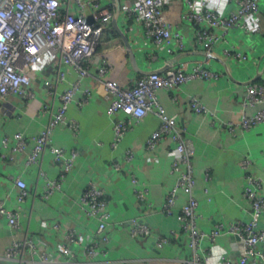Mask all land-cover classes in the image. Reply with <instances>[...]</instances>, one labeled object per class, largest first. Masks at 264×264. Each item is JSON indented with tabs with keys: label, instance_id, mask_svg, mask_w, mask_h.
<instances>
[{
	"label": "crops",
	"instance_id": "1",
	"mask_svg": "<svg viewBox=\"0 0 264 264\" xmlns=\"http://www.w3.org/2000/svg\"><path fill=\"white\" fill-rule=\"evenodd\" d=\"M135 1L121 0L119 24L130 40L140 68L150 70L170 64V61L173 64L169 67L176 63L205 60L223 73L212 80L191 79L173 90L157 89L165 111L177 117L184 127L185 137L194 148L195 183L192 192L199 200V228L206 232L219 222L249 219L251 204L243 194L246 177L241 161L248 159L246 170L261 179L264 195V121L245 128L240 124V118L242 111L253 114L264 107L263 102L243 106L247 86L251 84L246 81L259 74L254 82L264 83V0H260L256 14L245 18L247 29L234 26L222 35L223 28L212 29L220 35L210 49L215 57L202 53L207 49L197 44L194 25L183 18L186 8L183 0H165L163 5L173 29L182 34L184 47L181 50H176L172 43L170 50L156 46L143 36L141 20L129 12ZM206 1L210 8L224 14L236 7L233 0ZM109 9H112L110 0H103L98 10L92 7L81 10L75 2L70 5V10L76 14L92 15L91 21ZM226 49L247 57L236 59L226 54ZM56 61L55 56L47 51L30 68L34 98L14 93L0 97V139L5 135L13 136L17 131L23 132L28 139L26 149L19 152L12 150V139L9 144L0 145V199L9 208H18L20 212V226L16 229L0 217V256L14 236L30 234L39 248L30 254L28 264H41L45 253L49 259L47 264H63L64 243L77 264H183L190 249L187 234L177 220V212L188 199V192L179 191L172 213L163 208L168 191L177 181L176 172H172L177 153L167 137L162 138L155 148L146 145L151 132L159 127L160 117L155 112L147 113L132 122L118 144L112 142L114 121L126 116L107 113L111 95L99 78V66L103 64L108 68L104 78L121 84H128L141 75L133 69L123 41L112 24L105 31L90 63L89 75L83 78V85L90 87L91 96L85 100V96L76 95L67 109L66 120L57 124L52 132L51 145L62 147L67 156L76 152L73 165L70 168L60 165L49 148L37 162H26L32 138L47 124L50 113L59 104V93L78 76L72 66H66V80L54 87L55 93L49 92L43 79L53 74ZM226 65L233 77L228 75ZM193 96L207 106V113L192 109ZM81 98L82 103H78ZM44 103L48 104V111L41 112L40 105ZM74 121L79 124L77 132L72 126ZM128 150L133 151L130 160L125 157ZM17 176L26 181L29 190L21 202L18 201L19 188L15 182ZM49 180L60 181L61 188L44 196ZM91 183L105 190L111 213L109 241L105 249H98L93 257L88 256L87 246L98 240V221L88 216L80 203L82 192ZM139 192H145V197L139 196ZM134 217L150 226V235L136 237L130 233ZM260 223L264 227V213L260 216ZM69 230L76 233L72 240L65 237ZM161 236H166L168 242L158 247L156 239ZM218 241L217 249L221 244L234 257L241 252V244L236 241L233 246L229 235L220 236ZM202 243L207 252L208 238ZM203 261V264H212ZM0 264L8 262L0 257Z\"/></svg>",
	"mask_w": 264,
	"mask_h": 264
},
{
	"label": "built area",
	"instance_id": "2",
	"mask_svg": "<svg viewBox=\"0 0 264 264\" xmlns=\"http://www.w3.org/2000/svg\"><path fill=\"white\" fill-rule=\"evenodd\" d=\"M164 1L136 0L129 12L136 14L141 20L144 27L143 36L152 40L156 46L170 50L172 43L175 44L176 50H181L184 47L182 34L174 30L172 23L166 18ZM233 1L235 9L224 14L210 8L206 0H183L186 7L183 18L194 25L197 44L210 51L220 39V35L212 31L213 28H223L221 35L234 26L248 28L245 18L259 11L260 0ZM72 2L79 5L81 10L85 7L98 10L103 0H0V97L14 93L34 98L35 92L30 85V68L47 51L57 60L53 74L43 79L49 92L55 93L54 87L66 80V66H72L78 73V76L59 93L60 102L50 113L47 124L32 138L33 144L26 160L28 164L37 162L47 148L51 150L54 160L65 168H70L76 157L75 151L67 156L62 147L51 145V136L54 127L66 120L67 109L76 95L82 98L85 96V100L91 96V89L83 85V78L89 75L90 63L105 37V31L110 28L112 9L95 21H87L83 13L76 14L70 10ZM226 54L236 59L247 57L229 49H226ZM107 72L106 65L99 66V78L111 95L107 113H123L126 116L116 119L113 123V144L120 142L132 122H137L149 112H155L160 117V125L151 132L146 145L155 148L162 138L167 137L172 141L177 153L172 164V172H176L177 181L168 191L163 208L167 213H172L179 191L188 192V199L177 212V220L183 232L187 234L190 249L183 264H203V260L212 264H264V227L260 223V216L264 213L261 179L247 172L249 161L247 158L243 159L241 167L244 168L246 177L243 194L251 204L250 218L228 223L219 222L209 233L202 231L198 225L199 200L192 192L195 183L192 168L194 148L185 137L184 127L179 124L175 115L165 111L157 95L158 88L173 90L191 79L212 80L219 78L223 73L212 68L205 60L176 63L162 72L141 74L128 84L104 78ZM82 98L78 103H82ZM261 102L264 103V83L251 82L247 86L243 106ZM47 106L45 103L40 105L41 112L48 111ZM191 107L195 112H208L207 106L195 96L191 98ZM261 121H264V107L253 114L242 111L240 124L243 127L250 128ZM72 126L74 132H77L79 124L74 121ZM11 139L13 151L26 149L28 139L21 131L15 132L13 136L5 135L0 139V145L9 144ZM132 156L131 150L125 154L127 160ZM15 182L19 188L18 201L21 202L29 193L27 183L19 176L15 178ZM59 188L60 181L49 180L43 195L48 196ZM138 195L145 197V192H139ZM80 203L86 214L98 221V240L87 246L88 256L93 257L98 249H105L110 238L108 223L111 213L107 207L106 192L102 187L91 183L82 192ZM19 216L18 208H9L5 201L0 199V217H4L12 229L19 228ZM151 232L150 226L141 218H132L130 233L133 236L143 237ZM75 234V231L69 230L65 237L72 240ZM230 234L241 241V252L235 257L221 244L217 249L219 237ZM206 236L209 240L207 252L204 251L202 243ZM167 242L166 236L158 237L156 246L162 247ZM38 248L36 240L30 234L14 236L0 257L8 264H28V257L37 252ZM62 254L63 264H77L66 243L62 244ZM48 260L46 253L43 254L41 264H47Z\"/></svg>",
	"mask_w": 264,
	"mask_h": 264
},
{
	"label": "water",
	"instance_id": "3",
	"mask_svg": "<svg viewBox=\"0 0 264 264\" xmlns=\"http://www.w3.org/2000/svg\"><path fill=\"white\" fill-rule=\"evenodd\" d=\"M111 4H112V17H111V24L113 26V28L117 31V33L119 34V36L121 37L123 44L128 52L131 64L133 66V69L135 71H137L140 74H151L154 72H162L165 69H167L170 65H172L173 63L170 64L167 63L162 67H157V68H152L150 70H144L142 68L139 67L138 63H137V58L136 55L134 53L133 47L130 43V40L128 38V36L126 35V33L124 32V30L121 28L120 24H119V17H120V13H121V0H110ZM87 21H91L92 20V15H88L85 18ZM203 54H206L209 57H215L214 54L208 50H202ZM173 61H175V58L173 59ZM226 71L228 73V75L230 77H233L232 74L230 73L228 66L226 65ZM259 77V74H257L254 78H251L250 80L246 81L247 83H251L254 82L255 80H257ZM207 233L210 232V230L206 231ZM232 245L235 246L236 241H239V238L230 234L229 235ZM206 238H208V236H206ZM237 241V242H238ZM239 243H241V241H239Z\"/></svg>",
	"mask_w": 264,
	"mask_h": 264
}]
</instances>
